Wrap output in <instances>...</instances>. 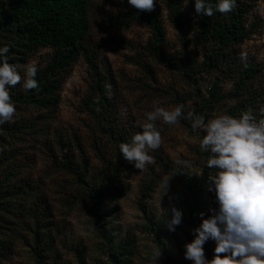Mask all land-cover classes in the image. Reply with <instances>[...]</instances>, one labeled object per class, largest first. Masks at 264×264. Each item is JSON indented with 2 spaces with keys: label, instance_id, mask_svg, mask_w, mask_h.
Returning <instances> with one entry per match:
<instances>
[{
  "label": "rangeland",
  "instance_id": "374dc122",
  "mask_svg": "<svg viewBox=\"0 0 264 264\" xmlns=\"http://www.w3.org/2000/svg\"><path fill=\"white\" fill-rule=\"evenodd\" d=\"M119 2L90 0L86 45L95 51L98 74L80 56L64 71L57 107L14 103L10 122L18 120L21 127L12 135L0 132V264H112L111 254L123 247L132 252L126 264H153L157 249V264L185 259L184 244L202 222L201 216L198 225L190 223V186L200 184L209 153L199 148L203 133H193L183 116L196 114L214 84L217 91L232 93L238 70L254 61L260 72L250 86L261 93L257 119L264 118V0L252 3L246 16L254 30L251 36L231 48L212 71L202 67L204 47L187 43L165 11L164 52L180 60L182 70L158 60L152 52V31L144 23L110 26L111 16L122 19ZM155 3L162 6L163 0ZM183 11L190 17L188 4ZM52 53L40 48L20 62L21 80L27 63L45 64ZM104 93L110 104L101 107ZM153 103L169 110L183 105V115L175 125L156 122L161 144L149 153L154 163L141 171L123 158L119 144L141 131L138 122H144ZM234 104L231 98L211 104L206 121L229 114ZM208 169L214 174L215 169ZM91 188L96 194L105 189L100 213L109 239L97 231ZM202 193L207 217L217 207L215 195L208 185ZM173 206L182 210V222L169 231L165 221Z\"/></svg>",
  "mask_w": 264,
  "mask_h": 264
},
{
  "label": "trees",
  "instance_id": "16d2710c",
  "mask_svg": "<svg viewBox=\"0 0 264 264\" xmlns=\"http://www.w3.org/2000/svg\"><path fill=\"white\" fill-rule=\"evenodd\" d=\"M258 0H237L236 6L228 13L213 11L212 16L198 15L195 12L194 0H189L190 17L184 14V0H163L162 6L155 3L151 12L140 11L120 0L122 9L120 18H109V24L119 29L130 27L135 22L147 25L153 34L152 52L167 67L173 70H182L180 60L173 58L164 52L166 29L164 26V11L167 19L177 30L179 35L187 43L202 45L205 49L202 67L207 71L218 69L224 61L229 50L235 45L241 44L253 33V28L247 26V14L251 4ZM215 6L216 0H210ZM90 0H0V46L9 45V63L17 66L26 61L28 56L34 54L40 48H51L53 53L45 64L36 65L38 68L35 79L38 87L33 90H25L21 80L16 86L9 89L13 103L24 106L42 108H55L60 103V90L64 81V71L77 62L80 56L84 57L93 71L97 73L95 65V51L86 45V38L90 31L89 18ZM193 33V34H192ZM192 34V36H190ZM192 61L196 63V59ZM231 67V64H227ZM190 73L189 71H183ZM260 68L254 61H247L244 67L237 72L235 89L226 94L216 90L214 84L208 90L207 100L195 108L197 115H203L205 121L211 104L231 98L235 101L229 115L238 116L244 111H251L256 118L259 115L261 93L250 86ZM229 77H232L231 74ZM102 78H99V80ZM99 89L104 87L99 84ZM109 96L104 93L100 99L101 107L109 106ZM18 120L6 122L0 125V132L12 135L19 130ZM13 153L10 154L12 158ZM8 159V158H7ZM70 163V161H69ZM211 174L208 167H204L200 184L190 186L189 198L190 223L198 225L203 211L202 198L203 187L208 185V175ZM114 188L119 187L118 175L114 174ZM23 187V186H22ZM105 189L89 190V199L96 219L97 231L109 239L107 231L101 222L100 205L104 198ZM160 236V233H157ZM215 242L209 240L204 246L205 258L212 259ZM132 253L129 247L115 250L111 255L112 264H126L128 254ZM175 264H190L185 259H179Z\"/></svg>",
  "mask_w": 264,
  "mask_h": 264
},
{
  "label": "clouds",
  "instance_id": "9594fccd",
  "mask_svg": "<svg viewBox=\"0 0 264 264\" xmlns=\"http://www.w3.org/2000/svg\"><path fill=\"white\" fill-rule=\"evenodd\" d=\"M188 2L184 0V5ZM236 2L216 0L213 6L210 0H194V8L197 16H212L214 10L230 12ZM127 3L148 12L155 6V0H127ZM9 50L7 44L0 46V125L13 118L16 108L9 89L22 79L17 66L9 63ZM37 71L31 62L23 69L25 90L38 87ZM182 109L183 105L169 110L153 103L144 122H138L141 131L133 134L130 142L119 144L123 158L141 171L152 165L154 160L149 153L161 144L156 122L175 125L183 115ZM183 118L191 122L193 133H203L199 148L209 153L206 166L215 169L214 174L208 175V191L214 192L217 205L207 217L201 214L202 222L192 229L194 238L184 244V258L192 264H264V118L257 119L251 111L238 116L214 115L207 121L203 115L188 112ZM182 215L181 209L171 208V217L165 221L169 231H175L181 224ZM209 240L215 242L210 260L205 258L203 247ZM160 255V250L153 251V264H157Z\"/></svg>",
  "mask_w": 264,
  "mask_h": 264
}]
</instances>
